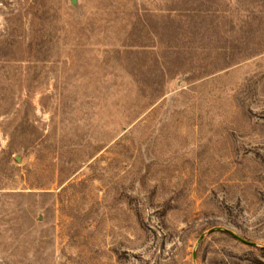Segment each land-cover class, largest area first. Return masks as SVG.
<instances>
[{"label":"rangeland","instance_id":"obj_1","mask_svg":"<svg viewBox=\"0 0 264 264\" xmlns=\"http://www.w3.org/2000/svg\"><path fill=\"white\" fill-rule=\"evenodd\" d=\"M75 1L0 0V264H264V0Z\"/></svg>","mask_w":264,"mask_h":264},{"label":"water","instance_id":"obj_2","mask_svg":"<svg viewBox=\"0 0 264 264\" xmlns=\"http://www.w3.org/2000/svg\"><path fill=\"white\" fill-rule=\"evenodd\" d=\"M73 3H75L76 1L75 0H72ZM239 240L243 241V242H246V243H250V242H247L246 240L240 238V237H237Z\"/></svg>","mask_w":264,"mask_h":264}]
</instances>
